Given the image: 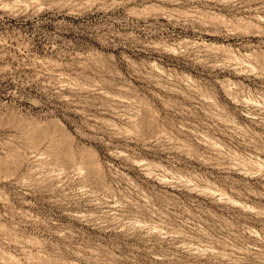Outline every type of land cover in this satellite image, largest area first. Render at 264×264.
I'll use <instances>...</instances> for the list:
<instances>
[{"label": "rangeland", "instance_id": "1", "mask_svg": "<svg viewBox=\"0 0 264 264\" xmlns=\"http://www.w3.org/2000/svg\"><path fill=\"white\" fill-rule=\"evenodd\" d=\"M0 264H264V0H0Z\"/></svg>", "mask_w": 264, "mask_h": 264}]
</instances>
